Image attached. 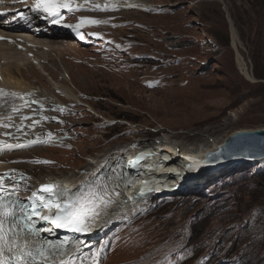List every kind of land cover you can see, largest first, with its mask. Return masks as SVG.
<instances>
[{
	"label": "rangeland",
	"instance_id": "374dc122",
	"mask_svg": "<svg viewBox=\"0 0 264 264\" xmlns=\"http://www.w3.org/2000/svg\"><path fill=\"white\" fill-rule=\"evenodd\" d=\"M143 1L145 7L138 9L71 13L66 20L73 25L68 27L71 48L53 43L43 74L32 64H19L18 77L47 106L33 105L36 118L19 127L25 130H7L11 135L5 140L50 139L0 156L8 166L2 172L24 174L22 190L45 179L77 177L100 154H126L144 139L148 146H157L164 136L169 144L190 145L189 133L202 144H214L235 130L264 127V81L243 76L230 43L232 27L249 71L253 74L256 65L264 75V40L248 41L241 33L255 29L251 3ZM80 17L107 22L74 30ZM247 19L253 21L251 31ZM53 83L71 88L77 98H65ZM122 114L134 121L118 119ZM258 161L207 173L192 181L198 183L194 187L183 186L185 193L148 196L137 201L135 212L128 202V219L114 217L87 242L107 246L103 264H156L165 254L178 264H241L246 259L264 264V168Z\"/></svg>",
	"mask_w": 264,
	"mask_h": 264
},
{
	"label": "snow or ice",
	"instance_id": "6c2138e0",
	"mask_svg": "<svg viewBox=\"0 0 264 264\" xmlns=\"http://www.w3.org/2000/svg\"><path fill=\"white\" fill-rule=\"evenodd\" d=\"M86 5L87 0H84V3H77L76 0H34L31 12L39 14L52 24H63V10L69 13L94 10L86 8ZM106 8L107 6L105 10ZM21 19L26 20L28 17L21 13ZM106 22L91 17H80L74 30L82 29L86 24L97 25ZM64 26L73 27L70 24ZM78 35L81 39L85 38L83 32H78ZM16 99L23 100V97L15 92L0 89V107L10 106V113L6 117L8 122L0 123V127L13 126L11 122L14 114L19 113L22 107L29 106L26 100L20 106L15 105ZM27 119L30 117L21 115V121ZM36 123L39 121L34 120L33 124ZM20 130L18 127L17 131ZM48 136L51 138L52 133H48ZM48 142L50 139L40 140L39 137L28 141L27 144L0 140V151ZM142 159L143 154L136 160H129L127 166L135 169ZM186 159L190 161V169L200 163L192 157ZM104 167L109 171L102 173L100 170ZM16 171L11 169L0 173V264H103L107 246L102 241L98 242V246L91 245L81 236L104 229L112 223L114 217L128 219L125 206L129 201L133 205L132 211L135 212L139 208L138 200L143 202L151 193L160 191L158 182L149 181L145 178L146 174L133 176L125 174L123 170L117 171L110 166L107 158L74 189L65 187L60 182H48L32 190L28 197L17 194L22 190L20 182L25 177L23 173L16 175ZM6 181L12 186L9 187ZM29 188L27 184L23 186V190ZM42 223L47 226H40ZM57 230L72 235L60 236ZM110 245L111 241L108 246ZM85 248L88 249L87 252L84 251ZM156 264H178V261L165 254Z\"/></svg>",
	"mask_w": 264,
	"mask_h": 264
},
{
	"label": "bare ground",
	"instance_id": "6f19581e",
	"mask_svg": "<svg viewBox=\"0 0 264 264\" xmlns=\"http://www.w3.org/2000/svg\"><path fill=\"white\" fill-rule=\"evenodd\" d=\"M76 2L77 3H84V0H76ZM129 5H134V6L130 7ZM96 6H98V7H96ZM105 6H107L106 10H105ZM121 7H125V9L127 7L138 9V8L145 7V1H143V0H87V5H86V8L94 9V10H104V11H109L110 9H118ZM119 16H121V15H119ZM106 26H107V24H106ZM117 32L121 33L122 29L118 28ZM22 36H24V35H22ZM28 37H30V35H28ZM42 39H46V40H42ZM30 40L37 47V49H36L37 51L41 50V52H37V51L33 52V59L37 60L36 64L32 63L25 56V53H26L25 50L21 52L19 50H15L13 48L4 46L3 43H0V67L2 70L3 80L10 87L23 91V93L25 94V97H26V101L29 102V106H25L24 108H21V111L19 113H16V116L13 118V125H14L13 128L20 127L24 123L26 125H30L29 124L30 119L36 118L32 115L33 114L32 106L37 105L38 108H41V105H44V100L41 99L43 101L42 102L39 99L37 100V96L35 98L33 97L32 92H33L34 88H32L30 86L31 84L24 82L22 79H20L18 77V75H19L18 74L19 64L20 63L24 64V65L25 64H32L33 67H35L38 71L42 72V74H43L45 72V70L43 69L42 65L45 64V61L47 59H49V57L46 55V52L50 51L53 48L51 45L54 43L56 45H59V47L71 48V46L73 44L72 40L70 41V40H62L61 39V40H52L51 41L48 38H37V37H33V36ZM230 43H231V47L234 50L235 61H236V65H237L239 71L243 74V76L246 79L253 81L255 79V77L249 71L246 62L244 61L241 54L239 53V50H238L239 40H238L237 34L235 33V30L232 27L230 29ZM42 54H45V55H42ZM15 56H21L22 58L20 57V59H19L18 57H15ZM65 71H67V70H65ZM66 73L67 72H65V76L67 77V74H68L70 77V72L68 71V73L67 74ZM65 76L62 78L64 79ZM52 81H55V80H52ZM55 84L56 83H53V86H58L57 90H59L62 93V95L65 96V98L74 99V100H75V98H77V96L75 95L74 91L71 88L63 85L62 83H61V85H59V84L55 85ZM32 101H36L38 103H31ZM56 101H58V100H56ZM45 102L48 103V101H45ZM58 102H60V101H58ZM46 106H43V108L44 107L46 108ZM45 113H47V112H45ZM21 115L28 116V117H30V119L21 121ZM31 116H33V117H31ZM43 117H45V116H43ZM25 124H24V126H25ZM20 129L25 130L24 127H21ZM241 130H244V129H238V130H235L234 132L241 131ZM234 132H232V133H234ZM185 137L190 139L192 141V144L187 145V144H184L181 142L180 143H177V142L173 143L171 141H170V143H173V144H169L167 142L168 139L164 136L160 139V143L159 144L157 143L158 144L157 146L156 145L148 146L149 145V144H147L148 142L145 141V139H144V141H142V142L139 141L137 143V147H135V149L134 148L131 149L136 143L133 144L130 149H127L129 151H127L126 154H123V153L117 151L115 153V155L113 157H110V158L108 157L107 152L100 154L99 156H97L96 162H94V163L91 162L90 165H88L89 167L86 168L85 171H83L77 177L74 176L73 178H68V177L62 176V177H58V178H61V180L60 179L59 180L48 179L49 180L48 181L47 179H45L44 182L45 183L60 182L65 187L75 188V186H78L81 181L85 180L89 176L90 173H92L99 165H101L102 162L106 158L109 161L110 166L116 168L117 171H119V170H122L123 164L126 160L132 159L138 151L142 150L144 152L143 153L144 160H147V161L150 160L151 162H155L156 159L161 160L162 165L158 166L156 168H153L152 171L149 172L148 177L146 178L149 180V178L153 177L155 180L156 176H159V175L163 176L161 179H164V180L161 182V186H159V188L162 187L160 190L161 191L160 193L170 191L171 189L175 190V188L179 189L180 187H183V186H184V188L188 187V186L194 187L195 184L196 185L198 184V183H192V181H195L194 178L199 179L201 177V179H202V177L203 176L205 177V174H206L205 171L203 170L205 152L208 150L216 149L217 146L219 144H221L225 139L219 143L202 144L203 142L199 141V140H201L200 137L191 136V134L189 135V133L187 135H185ZM5 141L11 142L12 140L8 139ZM11 143H14V142H11ZM140 145H144V146L138 147ZM120 150H122V149H120ZM7 155H5V156H7ZM187 157H192L195 160L200 161V163L198 165L193 166L190 169L189 168L190 161L188 159H186ZM253 161L254 162L255 161L260 162V165L258 167L264 168V157L255 159ZM253 161H250L249 163H251ZM254 164H256V162ZM3 165L4 164L0 165V169H4L5 167H8L7 165L6 166H3ZM232 165H235V164H232ZM230 166H228V167H230ZM100 171L102 173H106L109 171V169L107 167H104V168H101ZM159 171H162V172H159ZM187 171H189V173H190L188 176L185 175L186 174L185 172H187ZM166 177H168V178L165 179ZM176 177H179V178H176ZM188 178H193V179L189 180ZM186 179H188V181L185 182ZM190 181H191V183H190ZM155 182H158V180ZM6 184H8V183H6ZM31 184H33V186L39 185L37 183L36 184L31 183ZM8 186L11 187V184L10 185L8 184ZM154 186H157V185L154 184ZM129 202H131V201H129ZM138 202H140V201L138 200Z\"/></svg>",
	"mask_w": 264,
	"mask_h": 264
},
{
	"label": "water",
	"instance_id": "95a60500",
	"mask_svg": "<svg viewBox=\"0 0 264 264\" xmlns=\"http://www.w3.org/2000/svg\"><path fill=\"white\" fill-rule=\"evenodd\" d=\"M252 82H257L254 79ZM264 157V127L244 129L228 135L214 150L204 154L205 173L223 171L232 164L242 165ZM263 172H258L261 174Z\"/></svg>",
	"mask_w": 264,
	"mask_h": 264
},
{
	"label": "trees",
	"instance_id": "16d2710c",
	"mask_svg": "<svg viewBox=\"0 0 264 264\" xmlns=\"http://www.w3.org/2000/svg\"><path fill=\"white\" fill-rule=\"evenodd\" d=\"M247 1H249L252 5L251 9H252L253 14L255 16L253 27L255 29H253V31H251V29H252L251 25L253 24V21L251 19H247V21H248L247 23L251 27L249 29V31H251V32L244 33V30L241 29V33H242V35L245 34L248 41H250V39H252V38H253V40H255V39H260V40L263 39L264 40V0H247ZM260 48H261V50L264 51V45L263 44L260 45ZM253 72H254L253 75L256 78H261L264 81V75L260 72V70H258L256 68V65H255ZM117 118L122 119V120H127V121H134L133 119L125 116L124 114L117 116ZM261 177L264 178V175H262ZM241 264H249V262L246 259V260L242 261Z\"/></svg>",
	"mask_w": 264,
	"mask_h": 264
}]
</instances>
